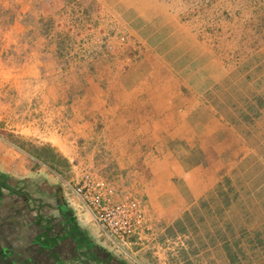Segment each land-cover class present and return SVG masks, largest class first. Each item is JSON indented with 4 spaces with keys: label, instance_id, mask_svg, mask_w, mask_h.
Segmentation results:
<instances>
[{
    "label": "rangeland",
    "instance_id": "1",
    "mask_svg": "<svg viewBox=\"0 0 264 264\" xmlns=\"http://www.w3.org/2000/svg\"><path fill=\"white\" fill-rule=\"evenodd\" d=\"M188 34L195 42L188 40ZM263 45L264 0H0V144L4 151H13V144L31 150L38 143L64 142L74 152V168L51 169L72 178L71 184L88 174L115 186L113 157L107 154L101 161L97 150L116 144L108 139L115 137L112 118L118 108L113 106L121 99L117 88L121 73L144 69L142 76L128 77L138 87L144 85L146 71L154 69L163 76L168 71V77L158 76L166 82L156 90L162 89L176 105L178 93L185 104L191 99L182 79L191 80L198 68L202 78L215 71L228 81L211 89L206 84L204 92L210 90V99L227 96L226 102L243 100L244 107L254 101L264 114V101L263 106L258 102L260 96L264 99V56L259 52ZM172 111L170 116L176 108ZM106 119L111 121L107 126ZM175 128L168 126L170 133ZM183 142L163 143L184 158L179 152ZM152 150L150 157L161 158L155 147ZM87 163L93 165L88 173L75 168ZM220 175L214 203L201 207L205 218L199 220L197 207L192 208L191 224L211 235V251L201 249L198 255V234L188 227L183 246L165 253L166 264H264V167H222ZM11 184L0 187V197L7 194L22 202L20 197H32L29 223H49L50 190ZM128 195L141 197L136 192ZM21 217L10 216L14 224L3 229L0 264H15V251L3 244L24 230L19 227ZM75 251L69 252L70 259L57 255V263H150L146 254L135 259L129 249L90 242L86 252Z\"/></svg>",
    "mask_w": 264,
    "mask_h": 264
},
{
    "label": "crops",
    "instance_id": "2",
    "mask_svg": "<svg viewBox=\"0 0 264 264\" xmlns=\"http://www.w3.org/2000/svg\"><path fill=\"white\" fill-rule=\"evenodd\" d=\"M191 36L187 35V38H191L188 40L195 42V37ZM259 52L264 56V45ZM140 70L144 69L135 67L120 74L117 88L121 99L114 101L120 102V105L114 103L113 107L118 109L112 118L115 137L108 139L110 143L116 144L108 147L100 145L103 150L97 152L101 161L107 154L113 157L112 171L116 172L117 177L113 200L118 201L122 196L136 192L146 201L155 243L133 245L129 249L131 256L136 259V256L146 254L150 259L149 264H166L167 260H163L165 253L181 247L180 240L186 241L184 235L188 234V227L198 234V255L201 249L211 251V235L202 234L198 227L195 229L191 224L192 208L194 205L197 207L199 213L196 217L199 220L205 218L201 210L210 208L216 199L213 190L222 178V167H264V114L254 101L244 107L240 104L243 100L226 102L224 99L227 96L223 100L210 99V90L204 92L206 84L211 89L217 83L228 81L215 71L202 78L198 68L191 80L182 79L191 99L186 101V105L183 95L178 93L180 99L174 105L167 93L162 89L156 90L166 82V79H159L158 76L168 77L169 72H165L168 76L165 73L163 76L154 69L152 73L146 71L147 76L142 82L144 85L137 87L128 77L142 76ZM141 79L137 82L141 83ZM252 92L258 101L256 89ZM236 95L241 97L243 92ZM262 101L263 96H260L258 102L263 106ZM173 108H176L175 114L170 116ZM106 120L107 126L111 121ZM169 124H175L176 127L172 133L168 130ZM169 139L184 141L179 151L184 158H180L178 152L166 149L163 142ZM148 141H155L156 144ZM12 147L13 151H4L5 145L0 144V187H8L10 182L12 187H45L50 190L46 200L51 204L50 221L41 225L37 221L29 223V202L32 197H20L24 202L19 197H8L7 194L0 197V240L4 238L3 229L14 224L9 217L22 216L23 225L19 227L24 230L3 244L11 246L12 252L15 251V264H58L59 257L69 258V252L76 249L86 252L89 242L113 249L101 234L91 213L75 195L64 188V183L73 182V179L62 177L51 169L71 167L74 156L71 148L64 142L57 146L38 143L32 145L31 150L14 144ZM153 147L161 158L150 157L154 154ZM49 157L54 160L51 161ZM96 162L98 164L99 160ZM45 167H48L46 175L43 174ZM90 167H93L92 163L86 166L77 164L75 168L88 173ZM12 201L16 206L10 208ZM78 255L84 261L83 254ZM155 256L159 259H155Z\"/></svg>",
    "mask_w": 264,
    "mask_h": 264
},
{
    "label": "built area",
    "instance_id": "3",
    "mask_svg": "<svg viewBox=\"0 0 264 264\" xmlns=\"http://www.w3.org/2000/svg\"><path fill=\"white\" fill-rule=\"evenodd\" d=\"M64 188L91 213L101 234L115 249L126 251L136 244L145 246V243H155L143 198L125 195L114 201V186L102 179L94 180L88 174L76 184L64 183ZM180 242L183 246L182 240Z\"/></svg>",
    "mask_w": 264,
    "mask_h": 264
}]
</instances>
